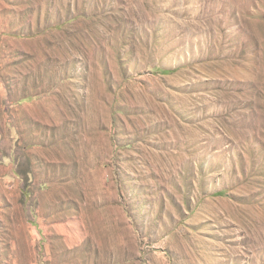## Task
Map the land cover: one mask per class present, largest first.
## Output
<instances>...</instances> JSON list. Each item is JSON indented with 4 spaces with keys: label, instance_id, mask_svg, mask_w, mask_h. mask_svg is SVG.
Instances as JSON below:
<instances>
[{
    "label": "rangeland",
    "instance_id": "obj_1",
    "mask_svg": "<svg viewBox=\"0 0 264 264\" xmlns=\"http://www.w3.org/2000/svg\"><path fill=\"white\" fill-rule=\"evenodd\" d=\"M0 264H264V0H0Z\"/></svg>",
    "mask_w": 264,
    "mask_h": 264
}]
</instances>
